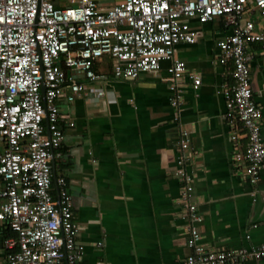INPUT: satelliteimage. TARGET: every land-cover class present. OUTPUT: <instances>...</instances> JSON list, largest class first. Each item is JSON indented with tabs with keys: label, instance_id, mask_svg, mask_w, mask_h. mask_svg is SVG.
Listing matches in <instances>:
<instances>
[{
	"label": "built area",
	"instance_id": "obj_1",
	"mask_svg": "<svg viewBox=\"0 0 264 264\" xmlns=\"http://www.w3.org/2000/svg\"><path fill=\"white\" fill-rule=\"evenodd\" d=\"M260 17L264 0H0V136L6 143L0 154V221L17 234L6 241L8 263L80 264L85 246L77 241L80 227L65 177L56 179L54 195V161L62 155L64 140L58 101L104 98L110 77L158 73L162 62L170 61L171 104L180 121L187 66L177 55L182 43L198 39L193 18L202 23L221 18L231 28L217 44L220 62L234 66V83L223 90L225 117L234 139L241 132L248 139L234 160L257 185L264 166L263 110L252 87L251 45L264 41ZM105 56L111 59L112 75L95 69ZM190 78L198 88L201 77ZM190 134L182 128L179 141L178 173L185 183L180 203L192 249L184 264L264 258V244L214 249L201 241L203 216L191 199L192 176L185 170Z\"/></svg>",
	"mask_w": 264,
	"mask_h": 264
},
{
	"label": "crops",
	"instance_id": "obj_2",
	"mask_svg": "<svg viewBox=\"0 0 264 264\" xmlns=\"http://www.w3.org/2000/svg\"><path fill=\"white\" fill-rule=\"evenodd\" d=\"M259 20L264 30V17ZM190 24L198 39L182 43L177 55L187 66L180 121L171 104L170 61H163L158 73L110 77L104 98L80 95L72 102L58 101L64 140L62 155L54 161V195L56 179L65 177L80 227L77 241L85 246L80 264H184L192 249L180 203L182 128L191 132L185 170L192 176L191 199L203 216L201 241L214 249L264 244V166L258 184H251L234 160L248 139L242 132L234 139L225 117L223 90L234 83V66L220 62L217 44L231 28L221 18L208 23L193 18ZM251 49L252 87L263 110L264 137V41ZM103 62L95 69L112 75L111 59ZM191 74L201 77L198 88ZM5 145L0 136V154ZM15 237L0 221V264H9L6 241ZM241 264H264V258Z\"/></svg>",
	"mask_w": 264,
	"mask_h": 264
},
{
	"label": "rangeland",
	"instance_id": "obj_3",
	"mask_svg": "<svg viewBox=\"0 0 264 264\" xmlns=\"http://www.w3.org/2000/svg\"><path fill=\"white\" fill-rule=\"evenodd\" d=\"M109 60H110V57H109V56H105V57H104V62H103V63L108 64V63H109Z\"/></svg>",
	"mask_w": 264,
	"mask_h": 264
},
{
	"label": "water",
	"instance_id": "obj_4",
	"mask_svg": "<svg viewBox=\"0 0 264 264\" xmlns=\"http://www.w3.org/2000/svg\"><path fill=\"white\" fill-rule=\"evenodd\" d=\"M43 90H44V87H43Z\"/></svg>",
	"mask_w": 264,
	"mask_h": 264
}]
</instances>
